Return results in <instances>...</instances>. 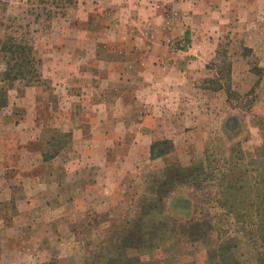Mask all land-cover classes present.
I'll return each mask as SVG.
<instances>
[{
    "label": "rangeland",
    "instance_id": "374dc122",
    "mask_svg": "<svg viewBox=\"0 0 264 264\" xmlns=\"http://www.w3.org/2000/svg\"><path fill=\"white\" fill-rule=\"evenodd\" d=\"M195 1L208 13L226 0ZM250 1L234 2L242 18L219 31L213 49L198 47L202 63L198 79L184 89L186 111L179 122L186 127L173 152L143 163L137 178H128L124 205H117L118 191L116 205L104 207L108 212L98 208L79 226L81 253L67 249L47 264H264V0ZM123 5L125 0H0V49L7 36H17L43 61L41 78L25 66L26 79L5 84L2 76L16 61L9 65L0 54L8 105L21 97L23 104L34 102L38 84L47 100L54 99L55 77L65 80L80 71L76 84H83L84 70L68 65L65 55L90 37L85 23L92 8L97 11L90 21L97 13L105 25L123 22ZM173 42L188 49L186 40ZM53 55L60 59L50 60ZM54 135L55 150L73 138Z\"/></svg>",
    "mask_w": 264,
    "mask_h": 264
},
{
    "label": "crops",
    "instance_id": "0c3cea01",
    "mask_svg": "<svg viewBox=\"0 0 264 264\" xmlns=\"http://www.w3.org/2000/svg\"><path fill=\"white\" fill-rule=\"evenodd\" d=\"M235 1L207 13L195 0H125L117 6L127 13L123 22L105 25L97 13L90 21L92 8L90 37L64 58L82 67L84 83L76 84L80 71L55 77V100L38 84L34 102L21 97L0 110V264H47L67 249L81 253L79 226L116 205L118 191L117 205H124L140 166L168 156L152 159V146L175 143L185 130L182 96L198 79V47L213 49L219 31L242 18ZM173 39L186 40L188 49ZM62 132L73 138L55 150L54 134ZM7 255L18 257L5 261Z\"/></svg>",
    "mask_w": 264,
    "mask_h": 264
},
{
    "label": "trees",
    "instance_id": "16d2710c",
    "mask_svg": "<svg viewBox=\"0 0 264 264\" xmlns=\"http://www.w3.org/2000/svg\"><path fill=\"white\" fill-rule=\"evenodd\" d=\"M0 54H4V58L8 60L9 65H12V61H16V63L13 66H10V68L3 74L1 80L3 83L6 84L11 79L15 81L26 79L25 66H30L32 71H35L34 73H36L35 75H37V78H41L38 72V66H41L43 61L36 57L31 45L23 42L17 36H7L6 41L3 42L0 49ZM12 75H14L13 78ZM6 91V86L0 87V110L8 106L9 103ZM2 95L4 98H2ZM174 148L175 144L170 140L155 142L152 146V159L169 155L173 152Z\"/></svg>",
    "mask_w": 264,
    "mask_h": 264
}]
</instances>
